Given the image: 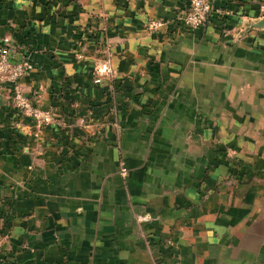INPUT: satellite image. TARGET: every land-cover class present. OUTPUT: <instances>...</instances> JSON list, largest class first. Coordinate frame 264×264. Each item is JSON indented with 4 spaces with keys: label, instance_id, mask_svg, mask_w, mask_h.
Here are the masks:
<instances>
[{
    "label": "crops",
    "instance_id": "1",
    "mask_svg": "<svg viewBox=\"0 0 264 264\" xmlns=\"http://www.w3.org/2000/svg\"><path fill=\"white\" fill-rule=\"evenodd\" d=\"M215 1L0 0L54 117L0 86V264H264V0Z\"/></svg>",
    "mask_w": 264,
    "mask_h": 264
},
{
    "label": "built area",
    "instance_id": "2",
    "mask_svg": "<svg viewBox=\"0 0 264 264\" xmlns=\"http://www.w3.org/2000/svg\"><path fill=\"white\" fill-rule=\"evenodd\" d=\"M215 2V0H190L188 7L179 15L181 22L187 29L196 30L213 17H217L218 20L225 19L231 12L216 6ZM161 25H163L162 21H152L149 26L157 29ZM32 67L29 55H19L15 40L9 35L5 36L0 44V86L11 92L20 117L26 115L31 118L38 134L53 122L54 117L51 110L42 109L21 89L20 79L25 77ZM113 73L109 59H104L94 67L93 81L97 85H103L106 80L112 78Z\"/></svg>",
    "mask_w": 264,
    "mask_h": 264
},
{
    "label": "water",
    "instance_id": "3",
    "mask_svg": "<svg viewBox=\"0 0 264 264\" xmlns=\"http://www.w3.org/2000/svg\"><path fill=\"white\" fill-rule=\"evenodd\" d=\"M251 26L253 28H260V27H263L264 26V17H261V19L257 20L256 22H253L251 24H246V27L247 26Z\"/></svg>",
    "mask_w": 264,
    "mask_h": 264
},
{
    "label": "rangeland",
    "instance_id": "4",
    "mask_svg": "<svg viewBox=\"0 0 264 264\" xmlns=\"http://www.w3.org/2000/svg\"><path fill=\"white\" fill-rule=\"evenodd\" d=\"M93 82H94V81H93ZM31 100H32L34 103H36L37 105H39V104H38V101H37V99H36L35 97H32ZM23 118H24V120L29 119V121H30V123H31L32 130H35V127H34V125H33V121L31 120V118L27 117L26 115H25Z\"/></svg>",
    "mask_w": 264,
    "mask_h": 264
},
{
    "label": "trees",
    "instance_id": "5",
    "mask_svg": "<svg viewBox=\"0 0 264 264\" xmlns=\"http://www.w3.org/2000/svg\"><path fill=\"white\" fill-rule=\"evenodd\" d=\"M224 20H225V19H221V22H224ZM221 22H220V23H221Z\"/></svg>",
    "mask_w": 264,
    "mask_h": 264
}]
</instances>
